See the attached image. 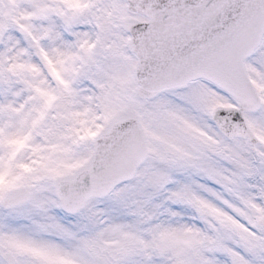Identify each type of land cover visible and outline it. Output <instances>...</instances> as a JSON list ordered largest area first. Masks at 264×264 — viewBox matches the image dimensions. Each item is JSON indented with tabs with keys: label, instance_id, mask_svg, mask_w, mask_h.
I'll use <instances>...</instances> for the list:
<instances>
[{
	"label": "snow or ice",
	"instance_id": "6c2138e0",
	"mask_svg": "<svg viewBox=\"0 0 264 264\" xmlns=\"http://www.w3.org/2000/svg\"><path fill=\"white\" fill-rule=\"evenodd\" d=\"M0 264H264V0H0Z\"/></svg>",
	"mask_w": 264,
	"mask_h": 264
}]
</instances>
